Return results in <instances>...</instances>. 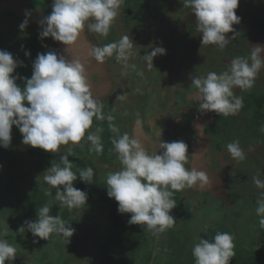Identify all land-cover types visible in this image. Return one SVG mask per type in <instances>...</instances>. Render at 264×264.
I'll return each instance as SVG.
<instances>
[{
	"label": "clouds",
	"instance_id": "1",
	"mask_svg": "<svg viewBox=\"0 0 264 264\" xmlns=\"http://www.w3.org/2000/svg\"><path fill=\"white\" fill-rule=\"evenodd\" d=\"M123 3L124 0H52L50 14L38 21L39 38L50 37L64 45L65 51L72 49L81 35H86V30L106 38ZM238 6L239 0H183V7L195 16L197 32L202 34L201 43L220 50L238 34L233 28L241 20L236 15ZM30 15L31 12H25L20 31L28 26ZM227 33L234 35L228 38ZM135 49L131 37L124 35L119 41L91 46L88 56L99 65L114 57L128 68L133 67L129 61L137 55ZM262 52L264 45H256L248 57L232 59L226 70L194 76L193 94L199 109L224 117L235 116L243 107V97L234 94V89L248 91L253 88L259 72L264 70ZM24 54L30 55L27 51ZM165 54L163 47H154L143 55V61L146 67L153 68L154 57ZM22 63L11 53L0 50V147L9 148L13 126L22 135V143L32 148L57 154L61 146H69L68 154L60 156V163L51 164L43 175L44 183L50 186L45 196H53L51 189H55L54 200L60 206L69 210H81L86 206L87 193L74 187L77 174L72 171L73 162L69 156L73 154L71 146L88 145L90 152L97 155L103 152L99 135L103 129L90 130L94 118L107 120L109 130L116 134L112 144L121 167L107 174L106 189L107 196L117 203V212L130 214L128 224L139 225L159 237L175 226L176 219L170 214L177 206L174 192L210 187L209 176L204 171L186 167L189 154L185 142L158 141L157 150L149 151L128 133L120 134L115 117L105 115L101 100L93 96L85 67L87 61L82 62L79 57L69 60L55 51L38 53L30 78L14 75ZM18 78L24 81L23 88L16 83ZM117 99L123 102L126 96L122 94ZM135 123L141 125L139 117ZM226 151L237 162L246 158L239 141L228 143ZM93 177L91 166L79 171V180L85 184H92ZM253 183L258 189H264V180L254 176ZM50 210L45 204L39 209L37 218L26 220L17 232L27 230L33 237L45 241L55 235L68 244L75 229L60 216L50 215ZM256 215L264 227V192L256 200ZM8 230H0V264L6 261L11 264L16 258L17 248L5 238ZM39 240L34 239L33 243ZM234 247L232 234L217 232L212 240L200 238L192 248V256L195 264H230L235 256Z\"/></svg>",
	"mask_w": 264,
	"mask_h": 264
},
{
	"label": "flooded vegetation",
	"instance_id": "2",
	"mask_svg": "<svg viewBox=\"0 0 264 264\" xmlns=\"http://www.w3.org/2000/svg\"><path fill=\"white\" fill-rule=\"evenodd\" d=\"M179 6L177 10L169 9V7L164 8L162 6L161 10L153 11L152 8H145L137 0H126L128 6H133L139 10H143L148 14L158 13V15H165L167 18L171 16H177L179 13L184 17L189 12L183 6V0H179ZM52 0H0V50L8 51L12 54L14 59L19 61L24 60L22 66H19L15 72L19 77L30 78L32 75V63L35 60L38 53H46L48 51H55L58 55H64L66 59H73L78 57V54L73 55V48L68 52L65 51L61 44L53 41L50 37L43 39V42L39 38V32L41 28L39 27L38 21L43 19L51 12ZM124 6V5H123ZM121 6V9L123 8ZM171 6V5H170ZM264 9V0H239V6L236 10V15L241 18L240 23L233 25L235 33V38L231 39L230 44L223 50H220L216 46L203 45L201 43L202 34L197 32L196 20L194 14L189 13V18L191 19H181L188 22L189 26L182 29V26H170L167 27L164 24H160L158 17L155 16L157 26H154L150 20L146 25V21L143 18L139 22H124L125 25L118 26L116 22L122 17L121 14L116 18L110 33L117 35L114 41L124 36L128 35L133 40L134 46H136V53L129 63L133 67L125 68L121 63L115 61L114 57L109 58L102 65H94L97 72H93L90 78L97 82H101L105 78V70L107 69L108 75L112 78L110 83V91H96V88H91L93 96L96 99H100L103 105V112L105 115L111 114L115 117L114 123L119 127L120 134L128 133L135 139L139 140L142 145L149 151L157 150L158 141H183L188 145L189 160L186 167H190V161L192 158L197 156H204L205 163L209 166L212 176L210 179V187L205 188V191L196 190V187L185 190L181 193L184 197L183 202L185 205H191L188 208L189 215H192L195 211L199 210L204 204L217 202L218 206L222 205L227 194L231 195V190L239 189L242 191V196L247 199L248 194L246 190L249 191V198L252 202L255 201L256 193L263 191L264 189H258L253 183L252 169L246 167V165L233 160L226 151V145L230 142L239 141V145H244L242 149L245 153H249L248 158L253 156L257 157L260 161L264 163V156L260 155L259 150L262 148L253 150L255 147V140L252 139V130L249 123V116L246 114L243 108L235 116L222 117L225 124L230 126L219 127L217 119H215V113L201 111L199 109V102L195 101V88L192 85V78L194 76H199L200 74L215 71L217 73L222 72L230 67V61L236 57H248L250 55L251 49L256 45H264V34L254 28L245 25L244 20H250L255 16L257 8ZM31 12L28 17L30 21L28 26L24 31H20L19 25L21 20L25 19V12ZM170 15V17H169ZM22 18V19H21ZM119 18V19H118ZM175 21H181L174 18ZM159 26V27H158ZM12 27L15 30L16 39L20 36L27 35L26 29H31L33 35L37 36L39 39L38 47L34 52V57L31 58L30 62L25 64V58L20 60L19 55L16 51L10 49L14 40H9L6 33L7 29ZM125 28L126 32H122L120 28ZM36 32V34L34 33ZM109 33V35H110ZM146 34V38L145 37ZM109 35L101 37L98 34L91 32L86 35H81V39L85 41L84 46L87 52L84 50V54H88L91 46H104L111 39ZM144 35V36H143ZM226 37H233V33L225 34ZM86 37V39H84ZM147 41V42H146ZM110 43V42H109ZM184 49V54L180 52L178 47ZM78 47V46H76ZM154 47H163L166 50L165 55H158L153 59V68L146 67L143 61V55L151 51ZM246 52V53H245ZM261 57L264 58V52L261 53ZM96 63V62H95ZM88 75L89 71L86 70ZM143 77V82H142ZM141 79V80H139ZM130 81L132 84H130ZM16 83L18 86L23 88L24 81L22 79H17ZM257 89L264 92V70H261L256 78L255 85ZM144 87L150 89L154 100L148 105L137 102V99L141 97V90ZM138 88V95L134 96L132 94L133 90ZM99 93H102L99 95ZM243 92L239 89H234V94L242 96ZM124 94L126 100L119 107L118 104L122 103L117 97ZM160 98V101L158 98ZM156 101V102H155ZM159 102V104H157ZM115 108V109H114ZM118 108V109H117ZM140 118L141 125L135 127L136 119ZM95 119V118H94ZM101 124L103 131L99 133L104 135L102 140L103 152L97 155L94 152H90L88 160L94 165L103 167L104 170H109V172H114L120 169L121 165L117 159V155L114 150L112 141L109 143L113 147H110L111 152L105 154V150L108 148L106 145V140L114 138L116 134L112 133L108 126L107 120L98 121ZM218 124L215 126L218 132L212 133L210 127L212 124ZM203 125L204 132L202 134L205 136V146L202 142V137L198 135L200 132V126ZM157 127H163L165 133L157 132ZM94 125H92L91 131H95ZM222 135L225 134V144L221 140ZM160 133V136H159ZM152 137L154 140H152ZM230 137H232L230 139ZM221 143V147H217L218 143ZM86 148L88 145H84ZM241 146V145H240ZM260 146V145H258ZM67 147L61 146L59 154L67 153ZM72 150L74 146H71ZM30 147L25 150V159H30L28 154L30 153ZM89 149V148H88ZM12 153V151H10ZM48 153V152H47ZM49 161V159H48ZM47 159L42 161L43 170L48 169L50 166H46L49 163ZM45 172V171H44ZM244 176L246 182L250 183L246 186L244 181ZM264 178H262L263 180ZM258 191L255 192L254 191ZM259 195V193H258ZM212 199V201H206V199ZM231 198V197H230ZM227 198L224 205L229 207L233 204V200ZM253 199V200H252ZM223 205V206H224ZM225 207V206H224ZM56 209V207H55ZM84 210V208H83ZM217 212V211H215ZM1 221V218H0ZM158 240V237L155 238ZM78 259V258H77Z\"/></svg>",
	"mask_w": 264,
	"mask_h": 264
},
{
	"label": "trees",
	"instance_id": "3",
	"mask_svg": "<svg viewBox=\"0 0 264 264\" xmlns=\"http://www.w3.org/2000/svg\"><path fill=\"white\" fill-rule=\"evenodd\" d=\"M140 4L145 8H152L153 11H159L162 8V5L158 4V0H145ZM254 12V17L244 20L245 25L264 34V9L258 7ZM4 35L9 40H14L9 48L17 52L20 60L25 58V64L29 63L38 47L39 38L35 35H26L16 39L15 30L12 27H9ZM146 37L145 34L144 38ZM25 51L30 55L25 56ZM241 92H243L241 94L243 97L242 108L249 116L252 139L255 140L257 146L253 150L262 148L259 152L264 156V131H261L264 128V92L255 86L248 91ZM214 116L217 123H220L219 127L230 126L223 121V115L215 113ZM217 123L210 127L213 134L218 132L219 128L215 127L218 125ZM93 125L95 128L101 126L95 119ZM107 126L108 124H106ZM201 137L205 146L206 138L204 135ZM103 138L104 135L101 134V139L103 140ZM14 139V141L19 139L17 132L14 134ZM221 140H223V144L226 143L225 134L221 133ZM105 141V146L108 148L104 152L109 154L108 152H111L109 146L113 147L109 143L112 138L109 137L108 140L105 138ZM240 145L241 148H244V145ZM217 147H221L220 142ZM18 151L19 149L13 145V142L7 149L0 147V228L1 230L9 229L5 238L17 248L16 255L25 252L32 257L34 264H70V259L73 258L71 252L75 248L77 250L85 248V251L82 250L83 253H81L82 256L87 257V259H82L83 264L90 261L91 264H171L172 259H174L173 264H195L192 256L194 244L198 243L200 238L212 240L217 232H228L234 236L235 256L231 259L230 264H264V227L259 224V217L256 215V200L260 198L263 191H254L259 195L256 193L255 201L252 202L248 190H246L248 196L245 200L242 191L233 189L231 195L225 196V199L231 197L230 199L233 200V204L229 207L224 205L226 200L223 198L221 206H218L217 202L216 204L202 205L197 210L198 215L196 212L189 215L188 208H191V205H185L182 200L184 199L183 195L180 192H174L173 199L177 206L170 214L176 219L175 226L161 234L156 241L145 228L128 224L130 214L117 212L116 201L107 196L106 176L109 170L93 165L88 160L90 155L88 147L74 146L73 154L69 156V160L73 162L72 171L77 174V180L73 182L74 187L87 193L86 206L84 207L87 208L86 210L83 208L69 210L67 207L60 206L58 202L56 205L53 199L55 189H51L53 196H45V190L50 186L44 183L42 174L35 176L36 178L31 177L25 187H22L19 181L18 176L26 168L45 171L46 168L43 170L44 165H42L43 160L47 159L48 161L49 159L46 166L59 164L60 156L67 155L66 153L51 154L42 149L30 147L28 151L34 155L28 160L19 155ZM249 153H246L245 160L241 161L243 165L252 169L251 177L244 176L246 186L251 185L246 182L247 177L251 179L256 176L261 180L264 178V163L253 154L248 158ZM190 162L189 168L195 167L198 171H204L209 178L212 177L203 155L192 158ZM89 166L94 169V177L92 184H85L79 180V171ZM195 189L205 191L198 187ZM206 201H212V199L209 198ZM45 204L51 207L50 215L60 216L75 229L68 244L55 235L45 241L33 237L27 230L24 233L17 232V229L26 220L34 221L39 209ZM52 205H55L56 209ZM100 215H102V219ZM90 219L97 225L96 234L93 235H90L91 229L86 232L82 231ZM34 239L39 242L33 243ZM154 248L159 250L157 254H155ZM5 264H9V262L6 261ZM11 264L29 263L12 261Z\"/></svg>",
	"mask_w": 264,
	"mask_h": 264
},
{
	"label": "rangeland",
	"instance_id": "4",
	"mask_svg": "<svg viewBox=\"0 0 264 264\" xmlns=\"http://www.w3.org/2000/svg\"><path fill=\"white\" fill-rule=\"evenodd\" d=\"M141 1L144 2L145 0H137V3H140ZM174 3H176V5L179 6L180 1L179 0H158V4L159 5H162L164 8L169 7V9L177 10L178 11L177 6L174 5ZM121 6H123L122 11L120 13L122 17L120 19L118 18L119 20L116 22V25H118V26H122V25H125L126 24V23H122V21L136 23V22H139L140 20H142L143 18L146 21V25L148 24V21L150 20V22L154 26H157V23H156V20H155V16H157L158 17V21L160 22L159 25L164 24L167 27L176 26V27H179V28H180V26H182V29H185V28H187L189 26V24H188V22H185V21H183L181 19H184V18L191 19V18H189V15H190L189 13L186 16H184V17L181 15V13H179L177 16L174 15V16H171L170 17V15H169L170 18H167V16H165V15L164 16L161 15V13H160V15H158V13H152V14H148L147 15V12H145L143 10H139L138 8L133 7L132 5L131 6H128V4H126V0H124V3ZM174 18L179 19L181 21H175ZM22 21H23V19L21 20V22ZM29 22L30 21L28 20V23ZM120 29L122 30V32H126L124 27L123 28H120ZM26 32H27V35H32L33 34V31L31 29H29V28L26 29ZM34 33L36 34V32H34ZM114 36L115 35H113L112 33H110L109 37L111 39L108 41V43L115 40V39L113 40V37ZM84 39H86V37H84ZM42 42H43V40L40 41V43H42ZM59 44H61V43H59ZM79 44L80 45H84L85 44V41L83 40V42H81ZM61 46H62L63 49L65 48L64 45L61 44ZM178 49H180V52L182 54H184V52H185L184 49H186V47L185 46L183 48L178 47ZM89 58H90L89 56L86 57L85 58V61H89ZM22 62H24V60H22ZM93 65L94 64H91V63L88 62V66H87L86 70L89 69V68H91ZM139 80H141V79H139ZM142 82H143V77H142ZM130 84L133 85V83H131V81H130ZM109 91L110 90H108V92ZM137 92H139L138 91V88H135V90H133L132 94H134V96H139ZM141 93H142L141 97L137 99V102L140 103V105L143 104L144 106H146V105H148L150 102H152L154 100V98H153L154 97L153 96L154 94L152 95V93H151L150 89H148V87H144L141 90ZM158 100L160 101V98H158ZM122 104H123V102L120 103V105L118 104V106L120 107ZM157 104H159V102H157ZM135 127H137V125H135ZM158 128L159 127H157V129ZM16 132L19 134V139L17 141H14L15 140L14 139V134ZM157 132H160V133L163 134V133H165V130H164L163 127H161V128H159L157 130ZM11 136H12L11 142H13V145H15V147H17L19 149V151H18L19 152V155L25 156V150H26L27 147H30V146L24 145L22 143V135L20 134L19 130L15 126H13V128H12ZM152 140H154L153 137H152ZM28 155H29V157H32V155H30V154H28ZM192 168H195V167H192ZM39 174H42L41 177H43L44 171H41V170H38V169L35 170V168H26L21 173V175L18 176L19 177V181L21 183V186L22 187H25L26 184H27V182L31 179V177L36 178L35 176H38ZM53 199H52V201H53ZM58 203H57V201H55V204L56 205H58ZM52 206H54V209H55L56 206L55 205H52ZM54 209H53V212L55 213V210ZM86 209L87 208H84V210H86ZM195 212L198 215V211H195ZM100 217L102 219V215H100ZM96 227H97V225L94 224V222L90 219L89 222H88V224H86V227L82 231L86 232L87 230L91 229L90 235H93V234H96V230H97ZM0 230H1V228H0ZM14 237H15V240H16V238H17L16 237V234L14 235ZM14 237H12V238L14 239ZM153 238L155 240L156 236H153ZM87 243H89V242H87ZM77 248H78V246H77ZM82 250L85 251V248H81L80 250H77L75 248L74 251L72 250L71 253H72V257L73 258L70 259V264H83L84 263V262H82V259H87V257H84V256L81 255V253H83ZM154 251H155V254H157V251H159V250L157 248H154ZM75 258H78V259L74 260ZM14 261H17L18 263H20L21 261H25V263L34 264V261L32 262V257L30 255L26 254L25 252L23 254H21V255H16V258H15ZM173 261H174V259H172L171 264H173ZM86 264H91V261L90 262H87ZM150 264H153V263H150Z\"/></svg>",
	"mask_w": 264,
	"mask_h": 264
},
{
	"label": "water",
	"instance_id": "5",
	"mask_svg": "<svg viewBox=\"0 0 264 264\" xmlns=\"http://www.w3.org/2000/svg\"><path fill=\"white\" fill-rule=\"evenodd\" d=\"M83 42V39H78L76 45L73 47V55H76L78 54V57L81 59L82 62L85 61V58L88 57V54H84L85 52H87V49L86 47L84 46V51L82 50V46L83 45H80L79 43ZM78 46V47H76ZM71 50V49H70ZM69 51V50H68ZM88 62L91 63V64H94V65H97V63H95L94 60H92V58L90 57L89 58V61H87V63L85 64V67L87 68L88 66ZM92 66L91 68L87 69L89 71V83L92 85V88L95 87L96 88V91H105V93L111 88V85L110 83L112 82V78L108 75V71L107 69L105 70V78H103L101 80V82L98 84L97 82H94L91 78H90V75L95 71L97 72V70L95 69L93 71V69L95 68V66ZM99 65V64H98ZM90 67V66H89ZM94 67V68H93ZM110 83H109V82ZM102 94V93H99V95Z\"/></svg>",
	"mask_w": 264,
	"mask_h": 264
},
{
	"label": "crops",
	"instance_id": "6",
	"mask_svg": "<svg viewBox=\"0 0 264 264\" xmlns=\"http://www.w3.org/2000/svg\"><path fill=\"white\" fill-rule=\"evenodd\" d=\"M203 125L202 126H200V132H198V135L201 137V136H203V134H202V132H203Z\"/></svg>",
	"mask_w": 264,
	"mask_h": 264
}]
</instances>
